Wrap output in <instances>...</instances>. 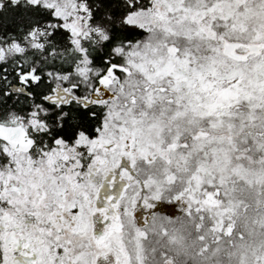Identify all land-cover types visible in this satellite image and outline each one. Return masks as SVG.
Instances as JSON below:
<instances>
[{
	"label": "snow or ice",
	"instance_id": "obj_1",
	"mask_svg": "<svg viewBox=\"0 0 264 264\" xmlns=\"http://www.w3.org/2000/svg\"><path fill=\"white\" fill-rule=\"evenodd\" d=\"M0 264H264V0H0Z\"/></svg>",
	"mask_w": 264,
	"mask_h": 264
},
{
	"label": "flooded vegetation",
	"instance_id": "obj_2",
	"mask_svg": "<svg viewBox=\"0 0 264 264\" xmlns=\"http://www.w3.org/2000/svg\"><path fill=\"white\" fill-rule=\"evenodd\" d=\"M161 210L164 211L167 214H175L178 210L175 208H172L168 202H164V204L161 206Z\"/></svg>",
	"mask_w": 264,
	"mask_h": 264
}]
</instances>
